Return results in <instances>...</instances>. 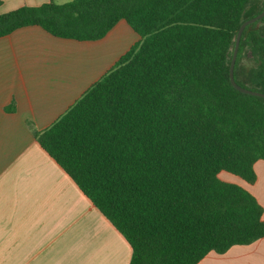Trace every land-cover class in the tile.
<instances>
[{
  "label": "trees",
  "instance_id": "16d2710c",
  "mask_svg": "<svg viewBox=\"0 0 264 264\" xmlns=\"http://www.w3.org/2000/svg\"><path fill=\"white\" fill-rule=\"evenodd\" d=\"M253 0H54L0 14V38L39 26L103 39L121 21L139 36L64 114L34 136L125 237L130 264H198L264 238V209L245 187L264 160V98L239 92L230 66ZM1 4V0H0ZM247 26L236 82L264 93V35ZM258 86L238 77L246 51Z\"/></svg>",
  "mask_w": 264,
  "mask_h": 264
},
{
  "label": "crops",
  "instance_id": "0c3cea01",
  "mask_svg": "<svg viewBox=\"0 0 264 264\" xmlns=\"http://www.w3.org/2000/svg\"><path fill=\"white\" fill-rule=\"evenodd\" d=\"M49 0H1L0 14ZM119 22L105 38H58L27 26L0 38V264H130L125 237L44 151L51 125L138 40ZM137 34V33H136ZM241 185L264 209V160ZM198 264H264V238Z\"/></svg>",
  "mask_w": 264,
  "mask_h": 264
},
{
  "label": "rangeland",
  "instance_id": "374dc122",
  "mask_svg": "<svg viewBox=\"0 0 264 264\" xmlns=\"http://www.w3.org/2000/svg\"><path fill=\"white\" fill-rule=\"evenodd\" d=\"M58 4L67 3L71 0H54ZM264 5V0H253L246 11L245 18H249L254 16L262 9ZM258 30L261 34L264 35V23H260L257 25ZM134 32V31H133ZM137 39L139 40L138 34L134 33ZM137 40V41H138ZM136 41V42H137ZM261 65V60L257 54V52L253 48H249L246 51V55L242 57L241 62L238 68V77L243 83L250 87L258 86V81L254 77V69ZM219 178L223 181L235 183L238 185L245 186L246 183L243 182L239 177L229 174L227 172H221L219 174Z\"/></svg>",
  "mask_w": 264,
  "mask_h": 264
},
{
  "label": "water",
  "instance_id": "95a60500",
  "mask_svg": "<svg viewBox=\"0 0 264 264\" xmlns=\"http://www.w3.org/2000/svg\"><path fill=\"white\" fill-rule=\"evenodd\" d=\"M263 17H264V8H263V11L259 15L255 16V17H253L251 19L246 20L241 25V27H240V29L238 31V34H237V38H236V42H235V48H234V51H233V58H232L230 71H229L230 81H231L232 85L239 92H242V93L248 94V95L259 96V97H262V98H264V93L259 92V91H254V90H251V89H248V88H244V87L240 86L236 82V79H235V65H236V60H237V57H238V51H239V47H240L241 38H242V35H243L245 29L247 28V26L259 21Z\"/></svg>",
  "mask_w": 264,
  "mask_h": 264
}]
</instances>
